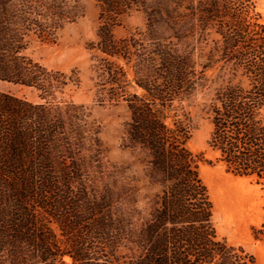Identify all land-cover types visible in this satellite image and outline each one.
Segmentation results:
<instances>
[{
    "label": "trees",
    "instance_id": "1",
    "mask_svg": "<svg viewBox=\"0 0 264 264\" xmlns=\"http://www.w3.org/2000/svg\"><path fill=\"white\" fill-rule=\"evenodd\" d=\"M90 43L96 102L123 104L120 148L139 154L156 188L139 209L131 180L112 167L86 110L63 96L74 72L25 54L82 12L69 0H0V264H256L219 239L200 177L202 155L184 104L216 68L221 83L202 112L207 147L227 173L264 190V22L253 0H96ZM141 11L145 30L116 37L119 18ZM189 41L208 45L199 65ZM200 67V69L198 68ZM264 243V215L251 229Z\"/></svg>",
    "mask_w": 264,
    "mask_h": 264
},
{
    "label": "rangeland",
    "instance_id": "2",
    "mask_svg": "<svg viewBox=\"0 0 264 264\" xmlns=\"http://www.w3.org/2000/svg\"><path fill=\"white\" fill-rule=\"evenodd\" d=\"M77 3L82 15L73 23L64 24L49 40H40L31 35L25 54L35 62L50 70L66 74L74 72L79 84L67 88L65 99L82 106L89 120L100 127V140L106 149L109 164L119 170L124 178L131 180L137 191V207L142 209L146 197L155 192L144 175V168L139 154L130 153L120 148L123 124L128 121L129 113L123 104H104L96 102L90 43L96 40L99 25V7L96 0H69ZM152 6L155 0H146ZM256 12L264 22V0H253ZM146 19L141 11H131L119 18L113 28L116 37H125L130 33L145 30ZM194 47V57L199 65L205 62L208 45L189 41ZM200 69V67H198ZM216 68L204 73V80L194 95L184 104L195 129L188 142L189 150L202 155L200 177L208 189L213 204V224L219 239L228 245L242 247L252 255L256 264H264V243L253 240L251 229L258 227L264 215V190L261 185L249 178L237 177L226 172L225 167L216 162V154L207 147L211 125L202 112L221 83L216 78ZM0 92L14 97L37 102L35 91L29 88L0 82ZM66 264L70 263L68 258Z\"/></svg>",
    "mask_w": 264,
    "mask_h": 264
}]
</instances>
